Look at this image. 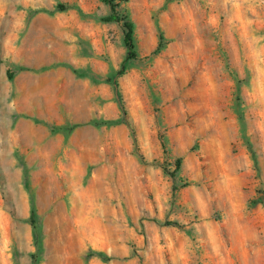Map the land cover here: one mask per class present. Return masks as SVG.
Here are the masks:
<instances>
[{
	"label": "rangeland",
	"instance_id": "374dc122",
	"mask_svg": "<svg viewBox=\"0 0 264 264\" xmlns=\"http://www.w3.org/2000/svg\"><path fill=\"white\" fill-rule=\"evenodd\" d=\"M115 4L120 76L103 0H0V264L32 199L40 264H264V0Z\"/></svg>",
	"mask_w": 264,
	"mask_h": 264
},
{
	"label": "trees",
	"instance_id": "16d2710c",
	"mask_svg": "<svg viewBox=\"0 0 264 264\" xmlns=\"http://www.w3.org/2000/svg\"><path fill=\"white\" fill-rule=\"evenodd\" d=\"M103 1L105 3H107L108 5H110L111 12L108 15L99 17L98 19L103 21V22H106V23L122 22L123 26H124V44H125V47L127 49V53H126V57H125L122 65H121V68L115 74V76H120L126 72L128 66H129V61L138 58V52L136 49V42H135V37H134L135 25H134V22L128 16L122 15L118 11L117 5L115 4V0H103ZM67 9H69V6L66 4L60 3L57 5V10H59V11H65ZM160 49H161V45H159L157 51H159ZM22 69H25V68H22ZM10 78H12L11 74H10ZM107 81L111 82L112 85L114 86L117 102H118L119 107L122 111V115H123L124 119H126L125 116H126L127 112L125 110L123 99H122V96H121V93L119 90L118 81L112 77L107 78ZM104 123L110 124L112 122L105 121ZM77 125H79V124H74L71 127H69L67 130V133H70V131H72ZM61 129H63V128H61ZM140 158L142 159V156H140ZM180 164H181V161L177 160V162H176L177 169H179ZM170 175L172 177H175V172H171ZM177 189H178V187L176 185H174V190L176 191ZM28 221L32 226L34 243H35V246L37 248L36 252H34L32 254L33 264H40V260H41L40 253L43 249V236H42V228H41V225L39 224V221H38V214H37L36 205H35V202L33 199H32L31 213H30ZM166 224L176 225L177 223L168 221V222H166Z\"/></svg>",
	"mask_w": 264,
	"mask_h": 264
}]
</instances>
